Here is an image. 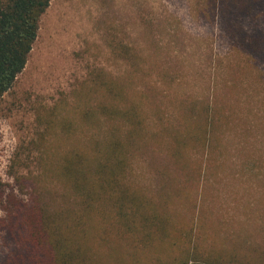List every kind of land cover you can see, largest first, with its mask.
<instances>
[{"label": "rangeland", "instance_id": "rangeland-1", "mask_svg": "<svg viewBox=\"0 0 264 264\" xmlns=\"http://www.w3.org/2000/svg\"><path fill=\"white\" fill-rule=\"evenodd\" d=\"M228 1L51 0L24 69L0 98V197L78 211L58 171L87 138L119 125L100 113L81 117L112 104L114 85L120 108L135 103L146 123L129 191L167 227L145 245L86 214L62 249H46L48 264H162L185 244L264 264V57L240 44L255 37L264 45V1ZM4 206L0 264H13L23 245Z\"/></svg>", "mask_w": 264, "mask_h": 264}, {"label": "trees", "instance_id": "trees-1", "mask_svg": "<svg viewBox=\"0 0 264 264\" xmlns=\"http://www.w3.org/2000/svg\"><path fill=\"white\" fill-rule=\"evenodd\" d=\"M256 1L262 5L264 0ZM50 2L51 0H0V98L12 87L17 75L24 69L37 37L40 18ZM228 2L230 5L232 0ZM236 2L241 4V8L243 0ZM245 3L249 7L248 0ZM240 29L238 31H242ZM259 42L260 39L255 37L240 39L241 45L253 48L264 57V45ZM107 85L104 84L105 88ZM111 90L112 104L103 101L90 107L81 117L85 123H89L95 119V113H100L108 117L109 121L115 118L119 125L107 124L105 132L99 138H87L85 150L74 152V159L67 155L68 158H65L58 171L66 181L67 188L78 197V211L70 213L67 210H56L50 213L43 210L36 201L33 206L28 207V204L16 200L12 195L5 202L0 197L1 203H5L3 212L8 218L4 221L14 224L11 231H16L23 245L22 252H19L20 258L13 264H48L46 249L49 248L53 255L62 249L70 234L76 232L74 227L86 221V214L106 222L109 229L114 228L120 235L134 242L143 241L146 245L151 238L158 237L161 240L165 237L167 221L157 214L148 200L131 193L126 180L133 155L146 139L145 120L135 103H127L125 109L120 108L118 102L124 96L120 87L111 85ZM209 115L206 127L207 130L210 128L214 131L217 122L212 113ZM96 120L100 121L99 118ZM70 125L72 126L70 121L63 122L62 130L68 131ZM211 139L213 137L210 138L207 134L204 144H209ZM54 236L57 244L50 243ZM182 247V256L179 254L162 264H244L235 260H223L194 247L186 248V244ZM74 253L79 252L75 250Z\"/></svg>", "mask_w": 264, "mask_h": 264}]
</instances>
